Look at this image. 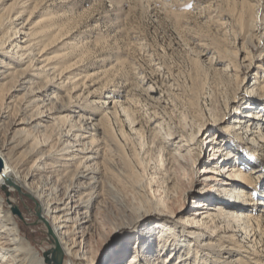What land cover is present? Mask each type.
Listing matches in <instances>:
<instances>
[{
  "label": "bare ground",
  "instance_id": "obj_1",
  "mask_svg": "<svg viewBox=\"0 0 264 264\" xmlns=\"http://www.w3.org/2000/svg\"><path fill=\"white\" fill-rule=\"evenodd\" d=\"M23 14L22 7L5 11L0 6V95L4 94L0 102V188L24 190L36 200L52 246L41 252L31 242L13 205L0 193V264H191L190 244L201 256L193 264H247V260L261 264L256 258L260 250L239 244L237 234L243 233L250 242L260 231L264 191L252 198L256 189L251 171L239 164L238 152L228 144L230 135L242 131L249 142L255 135L264 141L260 129L264 109L259 105L264 96L232 99L228 115L189 138L171 136L167 141L173 151L159 147L151 157L163 172L168 170L164 161L170 158L183 164L191 159V172L200 185L187 187L186 194L192 198L189 206L134 208L106 174L110 166L107 151L116 142L105 137L92 117L99 112L82 113L85 107L73 99L82 92L84 76L61 73L57 61L49 60L40 48L54 32L53 23L27 27ZM258 32L264 38V23ZM262 55L257 56L256 66L264 71ZM255 89L262 92L264 84L253 79L246 91ZM17 93L20 96L14 99ZM63 97L71 101L57 104ZM89 102L100 103L107 112L118 103L108 94H92ZM129 120L131 132L140 136L138 123L130 116ZM214 128L217 133L212 132ZM120 132L128 137L123 128ZM196 156L201 159L194 164ZM163 198L159 195L157 200L165 203ZM106 221L116 232L108 247V253L114 252L99 260L97 238L103 235L99 227ZM221 224L227 229L219 231ZM116 242L118 251L113 250Z\"/></svg>",
  "mask_w": 264,
  "mask_h": 264
},
{
  "label": "rangeland",
  "instance_id": "obj_2",
  "mask_svg": "<svg viewBox=\"0 0 264 264\" xmlns=\"http://www.w3.org/2000/svg\"><path fill=\"white\" fill-rule=\"evenodd\" d=\"M0 6L5 11L22 7L27 27L35 23L55 26L40 48L49 60L57 61L61 73L84 76L82 92L73 99L85 107L82 113L91 115L87 110H97L99 114L92 117L105 137L116 142L107 151L110 166L106 174L134 208L189 206L192 198L186 194L187 187L200 185L191 172V159L183 164L170 158L164 161L168 170L163 172L151 157L159 147L173 151L167 141L171 136L189 138L228 115L232 99L264 96V90L246 91L253 79L264 84V71L256 66L258 55L263 54L264 60V38L257 35L264 23V0H0ZM92 94L111 95L118 103L107 112L100 103L89 102ZM69 101L63 97L57 104ZM259 105L264 109V103ZM123 107L138 123L140 136L131 132ZM260 129L264 131V120ZM229 139L239 164L251 171L256 189L251 196L257 198L264 191V141L255 135L249 142L243 131ZM200 159L196 156L194 164ZM1 188L31 242L41 252L48 250L52 239L39 219L36 200L24 190ZM155 189L160 191L155 193ZM159 195H164L165 203L157 200ZM259 222L260 231L253 241L248 242L241 232L237 240L260 250L256 258L264 264V214ZM226 229L221 224L219 231ZM231 229L236 230V224ZM99 231L103 233L97 238L100 260L114 252L108 253V247L116 232L107 221ZM116 246L117 242L113 250L118 251ZM189 246L192 256L188 262L197 263L200 253Z\"/></svg>",
  "mask_w": 264,
  "mask_h": 264
},
{
  "label": "water",
  "instance_id": "obj_3",
  "mask_svg": "<svg viewBox=\"0 0 264 264\" xmlns=\"http://www.w3.org/2000/svg\"><path fill=\"white\" fill-rule=\"evenodd\" d=\"M1 166H2V164H1V161H0V169H1Z\"/></svg>",
  "mask_w": 264,
  "mask_h": 264
}]
</instances>
